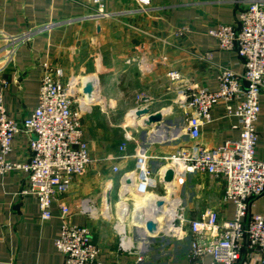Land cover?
<instances>
[{
    "label": "crops",
    "instance_id": "1",
    "mask_svg": "<svg viewBox=\"0 0 264 264\" xmlns=\"http://www.w3.org/2000/svg\"><path fill=\"white\" fill-rule=\"evenodd\" d=\"M104 1L109 16L98 19L92 0H0V51L8 42L5 35L51 25L23 43L11 62L0 63L4 65L0 82L8 83L4 102L10 117L22 121L32 115L44 64L61 68L64 83L76 79L94 85L92 96L77 95L73 106L83 108V130L94 161L74 178L67 193L55 199L50 221L42 223L38 199L23 194L29 184L26 173L0 176V264H64L55 244L63 226L62 207L70 210L71 224L91 229L101 247L100 259L107 264H190L188 240L169 238L159 222L158 235L151 236L132 216L138 209L136 202L129 203L134 200L135 182L125 191L123 175L135 170L138 154H145L158 179L167 169L164 157L191 143L185 133V109L177 103L178 88L218 90L221 64L244 72L237 50L219 49L209 32L220 24H236L248 0ZM170 70L180 71L183 81L172 83L167 76ZM143 108L161 112L163 122L143 127L146 117L134 116ZM212 118L202 128L198 142L203 147L215 148L239 138L238 120L227 117L222 106L212 111ZM256 128V156L264 160V95ZM127 133L132 140H125ZM29 139L24 133L16 136L11 161L29 158ZM171 184L177 185L175 195ZM153 192L168 198V207L177 198L191 219L206 210L216 211L223 220L234 217L224 181L208 174H189L182 185L162 181ZM86 204L92 213L83 211ZM252 212L264 214V196L255 201ZM122 243L129 249L124 250ZM205 262L210 263L211 257Z\"/></svg>",
    "mask_w": 264,
    "mask_h": 264
},
{
    "label": "built area",
    "instance_id": "2",
    "mask_svg": "<svg viewBox=\"0 0 264 264\" xmlns=\"http://www.w3.org/2000/svg\"><path fill=\"white\" fill-rule=\"evenodd\" d=\"M92 3L96 18L109 16L104 0H92ZM50 27L18 36L5 35L8 42L0 51V63L11 62L19 47L34 33ZM209 34L217 39L219 49L237 50L244 72L238 73L221 64L216 77L218 90L177 89V103L185 109V133L191 143L164 157V161L167 169L174 170V181L179 185L187 175L196 173L222 179L226 201L234 205L235 213L231 220H223L216 211L206 210L200 218L191 219L185 207L178 204L175 216L164 222L163 233L176 241H189L190 264H264V214L252 212L255 201L264 196V160L256 156L259 139L256 123L260 98L264 95V0H248L236 24H220ZM4 65L0 66V72ZM63 76L61 68L43 65L38 105L22 121L9 116L4 102L8 83L0 82V176L14 171L27 174L29 184L23 194L38 199L42 223L53 218L55 199L67 193L74 178L85 173L94 161L83 130V108H73L87 81L72 79L64 83ZM167 76L172 83L183 81L178 70H170ZM218 106L223 107L227 117L238 120L236 127L240 135L236 141L206 148L198 141L203 126L213 121L212 111ZM19 133L30 138V156L14 162L9 156ZM125 140H132L131 135L127 133ZM125 149L126 142L121 146L122 151ZM167 169L155 178L148 157L138 154L135 170L123 175V180L135 182L139 195L154 194ZM92 209L87 205L83 211L92 213ZM69 215L70 210L62 207L63 226L55 241L64 256V264H107L100 259L101 247L94 241L91 229L71 224ZM121 247L129 249L124 243ZM206 257H211L210 263L205 262Z\"/></svg>",
    "mask_w": 264,
    "mask_h": 264
},
{
    "label": "water",
    "instance_id": "3",
    "mask_svg": "<svg viewBox=\"0 0 264 264\" xmlns=\"http://www.w3.org/2000/svg\"><path fill=\"white\" fill-rule=\"evenodd\" d=\"M83 94L88 96L89 98L92 96L93 92H94V85L91 81H87L84 88H83ZM134 116L137 120L141 119V118H145L143 119V121L141 122V125L143 127H150L154 124H158L163 122L164 117L163 114L161 112H156V113H151V110L149 108H143V109H137L134 112ZM174 177H175V172L173 169L169 168L167 169L163 182L166 184L172 183L174 181ZM125 184L132 186L131 181L125 180ZM106 203V209L109 210V205L111 203V199H110V192H108L106 194V199H105ZM164 201L160 200L158 201V206H162L164 203ZM144 226L146 228V231L150 234V235H156L158 232V228H159V224L152 218H148L144 220Z\"/></svg>",
    "mask_w": 264,
    "mask_h": 264
},
{
    "label": "bare ground",
    "instance_id": "4",
    "mask_svg": "<svg viewBox=\"0 0 264 264\" xmlns=\"http://www.w3.org/2000/svg\"><path fill=\"white\" fill-rule=\"evenodd\" d=\"M130 179L131 180H133V178H131L130 177ZM176 184H171V189L172 188H174V187H176L175 186ZM169 186V185H168ZM125 187V186H124ZM128 191V190H130V186L129 185H127V187L125 188V191ZM132 190V189H131ZM176 190H177V188H176ZM178 190H179V188H178ZM170 191V190H169ZM172 191L174 192L175 190H173L172 189ZM155 195V194H154ZM141 196H143V195H141ZM170 196V195H169ZM167 197V196H166ZM167 199L168 198H164V199H162V198H159V197H157L156 195L155 196H150L148 199H147V204H146V206L145 207H138V209L136 210V216H137V219L140 217V219H138L139 220V222L141 223V225L144 223V220L145 219H148V218H152V219H154L157 223H158V219H157V217L158 216H163V218H164V220L162 221V223L161 224H163L164 222H170V220L175 216V214H176V208H177V205H178V200H176L177 198H175V201L173 202H171L172 204V206H170V207H168L167 206ZM160 200H162V201H164L163 203V205L160 207V206H158V201H160ZM120 204V203H119ZM124 204H126V203H124ZM123 204V205H124ZM122 207V206H121ZM123 207H125V213H126V209H128L127 207V205H125V206H123ZM166 207V208H165ZM130 210V209H129ZM107 214V213H106ZM111 215V214H110ZM133 216V215H132ZM141 220V221H140ZM123 221V220H122ZM134 223H135V219H134ZM137 223V222H136ZM159 224V223H158ZM160 224V225H161ZM159 225V226H160ZM122 227V226H121ZM159 230V229H158Z\"/></svg>",
    "mask_w": 264,
    "mask_h": 264
},
{
    "label": "rangeland",
    "instance_id": "5",
    "mask_svg": "<svg viewBox=\"0 0 264 264\" xmlns=\"http://www.w3.org/2000/svg\"><path fill=\"white\" fill-rule=\"evenodd\" d=\"M172 189L175 190L174 188H172ZM133 192H134L133 194H134V196H135V197L133 196V199H134V200L131 201V202H129V203L132 205V204H134V203L136 202V206H135L136 208H137V207H140V206H141V207H145V206H146V202H147V201L145 202V200H147V199H145L144 195L141 196V195H139L136 191H133ZM172 193H173V195H175V194H174L175 191H174V192L172 191ZM159 196H160V195H159ZM176 200H177V199H176ZM140 201H141V204L138 205V202H140ZM167 201H169V199H167ZM174 201H175V199H173V202H174ZM127 202H128V201H127ZM127 202H126V203H127ZM143 203H144V204H143ZM132 207H134V205L131 206V208H132ZM165 208H166V207H165ZM177 209H178V208H177ZM135 210H136V209H135ZM132 212H133V211L130 210V215L132 214ZM136 215H137V214L134 213L133 216H134V217H137ZM157 219H158V222H159L160 224H161L162 221L164 220V218H163L162 215H161V216H158ZM137 220H138V219H137ZM140 224H141V223H140ZM142 225H144V224H142Z\"/></svg>",
    "mask_w": 264,
    "mask_h": 264
}]
</instances>
